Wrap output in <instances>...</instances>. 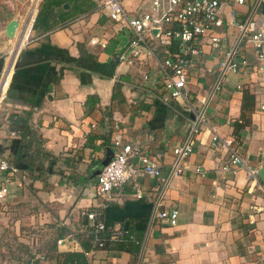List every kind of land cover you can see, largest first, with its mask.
Returning a JSON list of instances; mask_svg holds the SVG:
<instances>
[{
    "label": "crops",
    "instance_id": "obj_1",
    "mask_svg": "<svg viewBox=\"0 0 264 264\" xmlns=\"http://www.w3.org/2000/svg\"><path fill=\"white\" fill-rule=\"evenodd\" d=\"M2 1L8 7L0 31L12 18L20 25L11 46L0 50V78L7 68L0 91V159L15 156L11 163L27 166L9 172L0 211L30 202L34 221L66 227L60 236L65 238L81 229V211L94 207L105 228L131 225L141 237L137 253L99 248L87 253L88 264H264V183L251 181L244 167L222 168L226 148L210 142L213 131L221 137L235 133L246 163L257 165L264 156V114L253 107L250 122L234 130L242 102L236 84L243 73H228L214 88L220 61L237 35L231 11L241 16L251 0H224L220 45L204 48L201 72L187 84L193 106L204 109L205 124L193 133L184 170L166 183L173 147L188 138L194 112L180 100L165 101L161 90L139 80L142 68L119 59L129 34L102 1L42 0L19 46L27 0ZM121 2L129 11L140 9L141 0ZM117 135L138 144L161 174L137 175L103 200L95 192L94 166ZM173 207L175 224L155 215ZM56 245L82 249L76 239Z\"/></svg>",
    "mask_w": 264,
    "mask_h": 264
},
{
    "label": "built area",
    "instance_id": "obj_2",
    "mask_svg": "<svg viewBox=\"0 0 264 264\" xmlns=\"http://www.w3.org/2000/svg\"><path fill=\"white\" fill-rule=\"evenodd\" d=\"M110 18L128 32L126 45L119 52V59L127 65L140 70L139 80L151 82V85L163 92L165 101L177 99L189 105L194 117L189 124V136L181 144L173 147V160L164 183L173 174L181 173L184 168V158L190 153L193 144V133L199 124H205L204 109L195 107L190 101L187 84L192 75L201 72V58L204 48H218L221 42L219 34L223 26L224 0H141L140 9L127 10L121 0H101ZM237 4H246L249 0H233ZM42 0H27L24 11L23 32L19 45L28 36ZM233 23L237 28L234 44L225 51L218 67V75L214 88L222 84L223 77L228 73L242 72L244 81L238 82L240 90L248 86L254 95V111L264 114V0H251L248 9L235 16L231 11ZM20 25V21H19ZM25 25V26H24ZM28 26V28L26 27ZM100 42L104 43L103 40ZM239 121V120H238ZM211 144L219 143L226 148L227 157L222 168L236 172L244 167L251 181H259L257 168L264 166V156L257 165H249L241 151V141L235 133L221 137L213 131ZM113 155L96 174L95 192L105 200L109 194L122 188L137 175L158 176L161 168L156 160L142 152L140 146L131 141H123L117 135L111 142ZM200 171L199 167L195 168ZM16 170L13 163L5 158L0 159V201L9 192V172ZM264 192V184H261ZM137 196L142 193L137 189ZM106 202H102L105 205ZM264 208V200L262 204ZM85 214L95 230L106 229L102 220H95L98 212L85 208ZM160 218H166L170 224H175L178 209H161L155 212ZM117 234L127 233L126 226L113 227ZM65 238L75 239L72 232ZM64 237L57 243H64ZM101 244V242H99ZM88 253V252H86Z\"/></svg>",
    "mask_w": 264,
    "mask_h": 264
},
{
    "label": "rangeland",
    "instance_id": "obj_3",
    "mask_svg": "<svg viewBox=\"0 0 264 264\" xmlns=\"http://www.w3.org/2000/svg\"><path fill=\"white\" fill-rule=\"evenodd\" d=\"M7 7L0 0V17ZM244 159L248 162L247 157ZM31 208L29 202L0 211V264H50L52 259L43 256L51 253L49 248L54 238L58 244L60 236L57 233L61 225L56 227L51 222L34 221Z\"/></svg>",
    "mask_w": 264,
    "mask_h": 264
},
{
    "label": "trees",
    "instance_id": "obj_4",
    "mask_svg": "<svg viewBox=\"0 0 264 264\" xmlns=\"http://www.w3.org/2000/svg\"><path fill=\"white\" fill-rule=\"evenodd\" d=\"M254 107L253 91L248 87L242 88V102L240 117L234 122V130L240 125L248 124L250 122L251 113ZM239 120V121H238ZM15 156L10 161H14ZM29 170L33 169V164L29 163ZM88 209H95L98 212L95 220H102V212L99 208L88 207ZM81 229L72 232L75 239L80 243L81 250H59L56 246L55 238L50 246V254H44L43 257H48L51 260L50 264H88L87 253L89 251L104 248L126 250L137 253L141 246V237L135 235L131 225L127 226V233L117 234L113 227L106 229L95 230L85 214L80 215ZM57 236H62L67 230L66 227L61 226L58 229ZM56 236V237H57ZM101 242V244H99ZM37 261V259H34Z\"/></svg>",
    "mask_w": 264,
    "mask_h": 264
},
{
    "label": "water",
    "instance_id": "obj_5",
    "mask_svg": "<svg viewBox=\"0 0 264 264\" xmlns=\"http://www.w3.org/2000/svg\"><path fill=\"white\" fill-rule=\"evenodd\" d=\"M18 27H19V20L17 18H12L5 25L4 29L0 31V50L4 48H9L11 46ZM6 71L7 68L5 69L3 75L0 78V91L4 82V75ZM112 155H113V148L111 146H108L106 148V152L102 160H100L97 164H95L93 173L97 174L100 171L101 167L111 159ZM14 165L16 168H24L27 166V164L22 161H16ZM257 174L260 180L264 183V166H260L257 168Z\"/></svg>",
    "mask_w": 264,
    "mask_h": 264
},
{
    "label": "bare ground",
    "instance_id": "obj_6",
    "mask_svg": "<svg viewBox=\"0 0 264 264\" xmlns=\"http://www.w3.org/2000/svg\"><path fill=\"white\" fill-rule=\"evenodd\" d=\"M24 26H25V25H24ZM26 27L28 28V26H26ZM22 32H23V30H22ZM16 44H18V46H19V43L16 42Z\"/></svg>",
    "mask_w": 264,
    "mask_h": 264
}]
</instances>
